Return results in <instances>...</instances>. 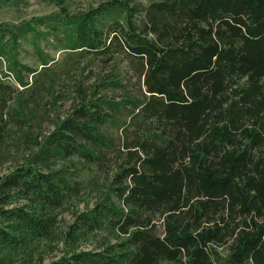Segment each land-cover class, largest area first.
Listing matches in <instances>:
<instances>
[{"label":"trees","instance_id":"trees-1","mask_svg":"<svg viewBox=\"0 0 264 264\" xmlns=\"http://www.w3.org/2000/svg\"><path fill=\"white\" fill-rule=\"evenodd\" d=\"M53 1L0 24V264H264V0ZM47 33L104 63L67 113Z\"/></svg>","mask_w":264,"mask_h":264},{"label":"rangeland","instance_id":"rangeland-1","mask_svg":"<svg viewBox=\"0 0 264 264\" xmlns=\"http://www.w3.org/2000/svg\"><path fill=\"white\" fill-rule=\"evenodd\" d=\"M107 0H68V7L67 11L69 13H77V12H84L90 9L91 7H96V5L100 4ZM58 12V8L54 4L53 0H21L17 2V0H10L7 2H0V24L8 25L10 27L17 26L31 20L35 17H48L54 15ZM46 29H43V31ZM46 32V31H45ZM51 34L54 33H47V35L42 38L40 42V48L44 51L45 54L50 55L52 59H55L57 63L54 70L57 74L63 76L61 80V86L59 90L63 93L62 95V102L60 103L61 112L67 113L69 110V102H72L75 99V92L77 88V80L81 78L83 80L84 89L89 88L91 84L94 82L93 78L95 75L101 73V69H103L104 63L100 61V59H95L91 61V58L88 57L84 58H77V63L82 70L75 71L73 67L69 71V73H63V60L67 53L65 51L59 50V44L56 43V40L53 39ZM35 47L32 44V38L29 36L28 40L21 42L20 52H19V59L25 65H29L32 68H38L41 70V63L39 59V53L35 51ZM120 60L119 69H123V73L121 78H126L129 82V87L136 88L135 86V79H130V75L127 76V71L125 70V64H122V59ZM103 63V64H102ZM73 66V63H71ZM69 65V66H71ZM7 66L3 64L0 66V76L4 78V73H7ZM7 82L11 84H16L14 77L10 74L8 78H4ZM131 88V89H132ZM89 91V90H88ZM90 92H88V95ZM111 95H116L119 98L120 93H108ZM102 96V95H99ZM111 132L116 135L117 132L115 130H111ZM87 172H89V177H85V181L89 183L95 182L97 180L98 186L90 185L86 190H84L83 194L80 197V209L84 210L88 205H92L98 197L99 192H97L98 187L102 185V183L107 179L105 173L98 174V172L93 171L89 165L84 168ZM92 169V170H91ZM94 172V174H92ZM66 220L69 222L71 219L69 213L64 215ZM87 247V246H86ZM59 253L48 255L46 257V263L51 261L53 258L58 256Z\"/></svg>","mask_w":264,"mask_h":264}]
</instances>
